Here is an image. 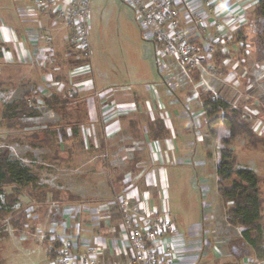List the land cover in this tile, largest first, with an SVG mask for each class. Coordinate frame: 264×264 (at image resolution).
Segmentation results:
<instances>
[{"label":"rangeland","instance_id":"obj_1","mask_svg":"<svg viewBox=\"0 0 264 264\" xmlns=\"http://www.w3.org/2000/svg\"><path fill=\"white\" fill-rule=\"evenodd\" d=\"M66 2H68L67 6L60 8L63 15L57 14V17L64 22L69 30L68 43L66 44L70 48L67 50L70 51H66L62 56L60 53H54L52 64H55L50 68L52 76L58 78L60 76L58 74H61V77L67 74V65L69 64L72 78L69 77L66 82H62V77V81L51 82L50 86L43 89L45 95L68 94L79 103L82 100L81 97L84 96L94 95V99L101 101L102 98L108 99L110 96L126 95L131 92L132 86L136 87L133 85L134 83L141 84L139 89L141 86L155 89L153 84H147V72L146 74L143 71L137 72L139 64L149 66L151 59L154 58L153 50L155 48L153 49L151 40L147 39L145 31L140 29L134 10L126 0H88L86 31L89 54L87 57L78 54L79 51L72 46L70 40L72 26L68 24L64 16L66 12L71 13L77 9L79 0H66ZM173 7L183 9L182 5ZM247 10L246 17H243V11L239 13L240 18L236 19V27L231 31V37L224 46L228 52V47L234 43L231 41L235 38L238 43L236 48H240L241 51V55L228 60L227 69L231 70L232 77L229 81L231 99L228 100L230 103L227 102L240 110L239 121L249 126L257 135L256 139L258 140L253 141L256 144L255 148H249L245 144V139L242 136H237L232 141L230 149L235 154V168L251 169L259 178L262 214L259 223L262 229V241L257 251L245 245L242 240L243 246H237V252L242 258L255 254L264 260V24L256 17L252 3L246 8ZM214 20H216L214 24L209 27L213 36L218 33L216 24H221L217 18ZM177 21L178 27L183 30L185 24L181 23L179 19ZM202 21L204 22V19ZM192 28L196 30L195 27ZM202 28L204 30L198 32L201 36L206 33L208 24L204 22ZM224 30H228L227 27ZM182 32L189 41H192L193 38L187 34L190 32L189 29ZM200 39L203 40L202 44L200 43L201 46H205V40L202 37ZM197 40L195 38V42L191 43L199 46ZM63 56L65 61L68 59L64 66L61 64L60 71L52 70L57 66L56 63L63 59ZM162 59L163 63L166 62L165 64L171 63L173 68L179 67L176 69L178 78H184L186 84L190 83L188 78L183 77L184 74L181 72L182 69L177 59L168 53ZM74 63H78V67H74ZM208 63L211 65L212 61ZM209 64L202 63L204 68L200 70L203 75L206 70L210 72L214 70ZM184 67L188 74L196 69L188 70L186 66ZM153 75H156L157 80L160 81V76L156 74V71ZM35 88L34 85L26 84L24 79L0 86V154L8 153L12 161H17L25 166L28 175L34 178L32 183L19 189L7 186L0 189V264H50L51 262L46 257L50 245L44 244L43 240L49 237H64V242H66L68 236L72 237V240L74 239L76 233L73 222L78 213H75L77 206L74 205V201L68 197L72 195L71 193L80 191L78 185L83 183L82 180L88 179V176L85 175L81 179L79 177L81 173L100 175L97 170L103 168L101 160L106 156L107 151L106 133L101 132L100 129H91L90 123L92 122L86 118L83 119L80 105L76 103L75 105L74 103L70 104L62 112L59 106L52 109L38 99L30 100L28 104L35 111L34 115H14L15 112H18L15 109L14 112L7 113V119H2L1 113L4 104L20 100L26 93L41 91ZM199 89H196L195 95L200 93ZM37 94L39 95V93ZM186 100L180 98L179 105L176 107L178 110L177 122L179 121L187 131L186 134L183 131L180 132L178 139L181 143L178 142L180 151H183L182 149L189 150L184 153L188 155L187 160H190L191 164H178L174 172L176 173L175 179L170 187L172 195L176 196L171 200L178 201L180 195H188L190 199L194 196L197 206L208 205L210 213L215 217V221H218L225 213L226 208L217 191L216 183L215 161L219 157V150L216 151L215 145L210 143L207 145V152H205L202 142L194 139L196 135L192 132V126L189 125L190 118L184 115L178 117L181 116L179 110H186L185 108L180 109L181 107L187 106V104H190L188 110L193 107V99ZM108 104L103 107V115L100 113L103 118H110L112 115L119 117L122 112L120 103L110 100ZM100 110L98 109L96 112H100ZM102 116H98L99 124L105 122ZM217 116L196 114L194 119L196 123H199L198 131L205 129L207 123L204 121H208L210 124ZM65 117L67 118L64 119ZM65 121L68 124L76 121L78 131L75 136H72L71 129L68 128V139L61 142L62 147L55 146V150L47 146L35 148L27 143L25 134H29L32 129H39L50 123L59 126L63 125ZM10 123L24 126L23 132L10 134V131H14V129L7 128V124ZM15 135H17L16 138ZM11 137L15 139L10 140ZM183 140L193 141V147L190 149L184 145ZM95 141L97 148L92 147ZM219 145H221L220 148L223 147L222 141ZM89 159L92 160L89 161ZM103 169L108 171L105 167ZM119 196L122 195L116 194L112 197L116 210V198ZM188 198L186 199L189 201ZM83 203L77 204L79 208ZM101 204L100 202L98 205ZM203 212L208 214L206 210ZM117 214H119L118 211ZM118 218L120 219V216ZM75 231L77 232L76 227ZM231 231L236 232L235 229H231ZM78 233H80L81 240L86 239L83 232L78 231ZM229 243L231 242L229 241ZM248 263L264 264L255 258H250Z\"/></svg>","mask_w":264,"mask_h":264},{"label":"crops","instance_id":"obj_2","mask_svg":"<svg viewBox=\"0 0 264 264\" xmlns=\"http://www.w3.org/2000/svg\"><path fill=\"white\" fill-rule=\"evenodd\" d=\"M187 1L191 8L202 13L204 22L208 24L206 33L201 36L193 30V23L190 24L191 21L184 16L183 9L181 7L177 9V19L185 24L183 30L189 29L190 32L187 34L193 39H198V44H202L201 37L205 43L213 37L209 27L215 21L212 12L214 5L222 10L219 14L220 20L226 21L240 18L241 11L244 13L243 17H246L248 12L246 8L252 3L255 10L257 4V0H213L210 5L206 4L205 0ZM67 4L66 0H54L42 8L37 7L32 0H0V86L24 79L26 84L34 85L35 89L41 90L37 93L45 95L43 89L46 86L62 81V77V82H66L69 77L72 78L69 64L67 74L62 77L58 74L60 75L58 78L52 76L50 68L55 64H52L54 53H60L62 56L66 51H70L66 44L69 30L55 12V9L65 8ZM45 36L48 42L45 41ZM237 45L235 41L228 47V57L222 58L218 68L211 70L212 72L206 70L203 75L201 70L194 69L192 75L186 76L181 70L184 74L182 76L188 78L191 84H186L184 78H178L176 69L179 67L173 68L168 62L162 65L163 59L156 56L153 45L154 58L151 56L149 66L139 64L137 72L143 71L145 74L147 72V84H153L155 89L141 86V90L139 89L141 84L134 83L136 87L132 86L131 92L126 95L110 96L108 99L102 98L101 101L94 99V95L84 96L79 103L69 95L72 100L70 99L66 109L72 103L80 105L83 119L92 122L91 129H100L107 135L106 156L101 162L103 168L108 171L99 168L97 170L99 176L81 173L79 175L81 179L84 175L88 176V179L82 180L83 183L78 185L80 191L71 193L72 195L68 197L77 206L75 213H78V216L77 218L74 216L73 222L76 236L72 240L77 244L74 250L76 253L85 252L92 244L100 248L98 264H127L130 261L132 249L121 232L119 214L112 199L114 195L120 194L128 198L131 213L141 226L155 218H166L172 223L173 231L156 237L151 244L161 258L170 253L174 264H249L250 258L264 262L255 254L247 258L239 255L237 246H243L242 228L228 224L225 213L215 221L209 206L205 204L197 206L194 196L190 199L188 195H180L178 201L171 200L176 196L172 195L170 187L175 179L174 172L178 164H191L190 160H187L188 155L184 153L189 150L179 149L181 142L178 135L182 131L186 134L187 131L179 121L177 122L178 101L180 98L193 99L191 100L193 107L189 110L190 104L181 107L180 109L186 110H179L181 116L178 117L184 115L190 118L189 125L196 135L194 139L202 142L205 152L210 143L215 145L216 151L220 150L221 140L229 135L228 127L220 121L222 113L213 114L218 116L210 124L204 121L207 124L200 132L199 123H196L194 117L199 113L213 116L207 113L203 104V96L208 93L225 101L231 99L229 81L232 74L227 65L231 57L241 55L240 48H236ZM66 61L63 56L52 70L60 71L61 64L64 66ZM77 65L78 63H74V67ZM155 71L160 76V81L153 75ZM196 89L200 90L197 95L194 94ZM108 100L120 103L122 112L119 117L112 115L110 118H103L102 110L109 105ZM99 102L102 104L99 105ZM98 109H101L100 112H96ZM99 115L105 122L99 124L100 121H97ZM74 123L77 125L76 121ZM76 127L78 128V125ZM61 145L60 143L59 147H62ZM93 145L92 147L97 148L96 141ZM184 145L191 149L194 143L186 140ZM218 162L219 157L216 158V166ZM217 180L216 175V183ZM82 202L84 203L79 208L78 203ZM100 202L102 204L98 205ZM204 210L209 215L204 213ZM149 213L151 217L148 216ZM231 229H235L236 232L233 233ZM78 231L83 232L86 239L81 240ZM229 241L231 243L228 244ZM243 241L245 245L251 247L245 240Z\"/></svg>","mask_w":264,"mask_h":264},{"label":"built area","instance_id":"obj_3","mask_svg":"<svg viewBox=\"0 0 264 264\" xmlns=\"http://www.w3.org/2000/svg\"><path fill=\"white\" fill-rule=\"evenodd\" d=\"M32 1L37 7L42 8L54 2V0ZM87 2L88 0H79L77 9L64 14L68 24L72 26L70 34L72 46L79 51L78 54L85 57L89 54L86 31ZM126 2L133 8L140 29L145 31L147 39L153 43L156 56L163 58L167 53L172 55L178 60L186 76H188V72L184 66L188 70L190 68L200 70L204 68L202 63L211 60L217 49L221 53L226 52L225 43L228 42L231 31L236 27L235 19L220 20L219 14L222 10L217 9V6L214 5L212 12L215 18L221 21V24H216L218 33L205 46H198L192 44L188 37L183 35V30L178 27L175 16L178 8L173 6L182 5L184 16L194 23L192 25L196 31L204 30L202 28L204 25L202 13L191 8L187 0H126ZM212 2L213 0H205L208 5ZM55 12L63 15L60 8L55 9ZM225 27L228 30H224ZM45 41L48 42L47 36H45ZM161 63L163 66L165 65L162 61ZM116 206L120 216L121 232L132 249V258L127 264H174L170 253L161 258L159 252L151 247L152 241L156 237L173 231L172 223L166 218H155L148 220L147 224L141 226L131 213L128 198L124 196L116 198ZM150 215L149 213L148 216L151 217ZM60 238L63 245L58 251V259L50 264H98L100 248L91 244L85 252L76 253L74 250L77 244L72 241V237L68 236L66 242H64V237Z\"/></svg>","mask_w":264,"mask_h":264},{"label":"trees","instance_id":"obj_4","mask_svg":"<svg viewBox=\"0 0 264 264\" xmlns=\"http://www.w3.org/2000/svg\"><path fill=\"white\" fill-rule=\"evenodd\" d=\"M255 13L256 17L264 24V0H257ZM235 41L237 39L234 38L231 42L233 43ZM190 42H195V39H192ZM225 57H228V52L221 53L217 49L211 60H209L212 61V69L215 70L218 68L220 60ZM203 63L205 64V61ZM192 71L194 72V70ZM36 99L52 109H56L59 106L62 112L65 111L70 99L72 100L67 94L59 95L58 93H53L51 95H40L39 93L38 95L37 92H29L20 100L4 104L2 119H7V113L10 114L15 109L18 112H15L14 115H34L35 111L28 103L30 100ZM203 104L208 114L222 113L220 121L229 129V136L221 140L223 147L219 150V162L216 166L218 193L226 205V221L230 225L241 227L243 240L258 251L262 241V229L259 223L262 215L259 191L260 181L251 169L246 167L235 168V154L230 149L232 141L237 136H242L245 139L247 147L255 148L256 144L253 141L258 140L256 139L257 135L249 126L239 121V116H241L240 110L232 107L227 101L208 93L203 96ZM76 126L75 123L68 124L66 121L63 125L59 126L50 123L45 127L32 129L29 134H25V139L31 147L39 148L47 146L55 150V146H59L62 141L68 139V127L71 129V135H76L78 129ZM7 128L14 129L13 132H9L10 134H19L24 130V126L14 125V123L7 124ZM16 136L14 137L16 138ZM14 137H11L10 140L15 139ZM33 180L34 178L28 175V170L25 166L17 161H12L6 152L0 154V189L6 186L19 189L32 183ZM43 243L50 245L46 253L49 262H56L58 259V251L63 245L61 238H45Z\"/></svg>","mask_w":264,"mask_h":264}]
</instances>
